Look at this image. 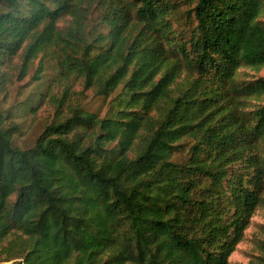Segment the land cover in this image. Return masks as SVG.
<instances>
[{
    "label": "trees",
    "instance_id": "obj_1",
    "mask_svg": "<svg viewBox=\"0 0 264 264\" xmlns=\"http://www.w3.org/2000/svg\"><path fill=\"white\" fill-rule=\"evenodd\" d=\"M36 59L54 117L20 147L0 112V264H230L264 205V0H0V79Z\"/></svg>",
    "mask_w": 264,
    "mask_h": 264
},
{
    "label": "rangeland",
    "instance_id": "obj_2",
    "mask_svg": "<svg viewBox=\"0 0 264 264\" xmlns=\"http://www.w3.org/2000/svg\"><path fill=\"white\" fill-rule=\"evenodd\" d=\"M43 59V58H41ZM16 63L19 64L16 58ZM38 59L33 63L28 75L22 79L14 75L12 81L4 78L0 79V112L8 113L10 119L19 125V131L14 137V143L20 147H28L33 144L38 134L43 129L44 124L54 117V108L50 105H41L36 113H31L28 106L38 102L39 92L45 90L48 81L56 74V63L52 59H45L43 66L44 71L41 80L34 81L32 74L37 68ZM264 76V67L258 72L251 69H243L242 78H252L253 76ZM18 77V78H17ZM34 81V82H33ZM60 88L63 87L59 84ZM77 83L72 85L71 91L79 90ZM57 90V88H55ZM108 101V100H106ZM251 103L257 101L251 99ZM82 106L95 109L102 104L101 97L93 96L91 91H86L84 98L81 99ZM105 107L103 104V111ZM264 224V205L259 207L251 219V224L246 228L243 239L238 243L236 250L229 257L230 264H250L255 261V256L259 255L260 249L257 244L258 239L264 238V232L259 225ZM6 262L5 264H9Z\"/></svg>",
    "mask_w": 264,
    "mask_h": 264
}]
</instances>
